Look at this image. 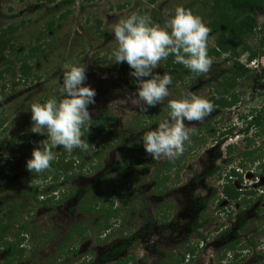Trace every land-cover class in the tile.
Returning a JSON list of instances; mask_svg holds the SVG:
<instances>
[{"label":"rangeland","instance_id":"374dc122","mask_svg":"<svg viewBox=\"0 0 264 264\" xmlns=\"http://www.w3.org/2000/svg\"><path fill=\"white\" fill-rule=\"evenodd\" d=\"M60 1L46 5L37 0H0L1 28H18L14 36L18 39L16 43L21 56L26 55L27 48L36 46L39 32L50 21H56L54 31L46 33L41 41L47 44L42 46L41 61L31 62L32 74L26 81L18 82L20 65H17V78L13 84L6 80L9 86L0 97V124L4 123L0 139L5 145L1 156L10 162L4 170L7 180L1 183L0 218L6 216L2 222L7 242L18 244L21 239L19 248L25 250L22 259L15 257L10 264H99L102 257H106L102 264H127L124 262L127 258L134 260L128 264H177L179 256L186 255L188 246L193 247V253L185 256L186 260L180 264H254L264 240V199L259 201L256 196L250 205H244L225 201L220 195L225 175L238 164L244 166V169L236 170L243 183L240 185L234 181L236 187H252L257 194L264 192V159H260V151L249 158L244 157L247 150L239 133L245 128L250 112L264 103L263 81H256L252 75L236 88L235 92L240 95L236 107L215 111L202 121L187 124L194 132L183 154L177 157L182 158L185 167L179 178H173L167 185L165 193L159 194L160 189H156L155 173L170 159L156 161L146 157L147 168L128 169L126 175L115 170L109 176V183L103 187L111 189L116 178L122 175V185L135 190L131 197H115L111 201L117 217L111 221L110 230H102L103 211L90 216L79 202L81 189L121 161L122 153L130 145L141 141L144 132L154 129L161 119L167 118L170 100L187 91L206 99L217 97L222 88L213 77H218L227 68L222 59L212 58L207 73H192L185 69L181 81L169 86L170 96L163 103L146 113L141 112L130 103H124L125 96L134 93L136 87L129 74L132 71L130 67L126 63L114 64V59H110L117 46L112 26L132 13L148 15L155 23L163 25L177 6L191 10L207 24L209 10L206 3L211 0H75L72 13L64 22L58 23L60 14L54 16L51 9ZM258 23L264 25V16L258 17ZM98 25L102 34L97 32ZM209 35L210 49L216 35ZM255 40L258 41V36ZM246 57L240 59L244 65L247 64ZM164 62L161 61L156 69L159 74H163ZM66 63L86 66L84 84L96 91L95 103L89 106L92 122L106 111L116 118L117 123L96 142L94 149L101 155H90L85 159L88 164L83 167V175L52 183L49 178L43 179L45 175L52 176L50 173L45 171L36 175L25 167L33 148L47 139L46 135L31 132V113L28 110L36 101L53 96L61 98L58 90ZM205 126L210 128L207 130ZM226 132L233 134L231 139H225L223 134ZM18 136H25V139L18 141ZM254 136L253 129L249 138ZM13 140L18 144H13ZM216 140L224 141L220 145ZM254 141L255 148L261 150L262 140L254 138ZM121 142L123 146L119 148ZM228 145L235 147L231 153L226 152ZM63 151L59 146L54 149L57 157L66 155L68 159L76 156L79 150L71 154ZM89 163L96 168H90ZM212 170H215L214 175H208ZM54 185L59 189L52 194ZM98 189L90 191L83 200L93 199ZM213 191L215 198L202 212L196 203L208 198ZM40 192L44 199L55 196L52 205L44 206L32 199L35 193ZM70 192L73 196L69 195ZM107 194L109 196L110 192ZM59 197L64 198L62 204H57ZM109 201L101 196L98 204L108 207ZM230 211L232 216L229 217ZM241 212L246 220L242 231L236 227ZM195 219L199 220L201 227L193 225ZM77 225L87 228L85 235L65 247L61 257L56 256L61 253L59 245L67 231ZM236 238L241 240V247L238 245L233 252L239 254L238 257L225 250ZM252 239L257 244L256 248L249 246ZM129 241H132L130 249L122 251L123 244ZM74 249L76 254L71 252ZM8 251H0V264H9Z\"/></svg>","mask_w":264,"mask_h":264},{"label":"trees","instance_id":"16d2710c","mask_svg":"<svg viewBox=\"0 0 264 264\" xmlns=\"http://www.w3.org/2000/svg\"><path fill=\"white\" fill-rule=\"evenodd\" d=\"M55 1L56 0H37L38 3H44L46 5L54 4L56 3ZM74 4L75 0H61L56 4L55 7L51 9L54 16L56 14H60L57 18L58 23L64 22L69 17V15L72 13L71 8L74 6ZM206 8H208L209 10V21L207 22L206 26L211 30L210 33L216 35L214 46L208 49V54L211 58L218 60L222 59V64L227 67L224 72L221 71L222 73H220L218 77H213V80L218 81L219 86L222 88V91L220 93L217 92L219 93L217 97L211 96L210 98H208V100L214 105V108L211 112L213 113L215 111H223L236 107L237 103L239 102L240 95L236 93L235 90L240 85V83L248 76H254V79L256 81L262 80L264 86V66L261 67L260 71H257L255 69L247 68L240 62L241 57L245 55H247V63L253 60L261 61V59L264 57V25L260 26L258 23V17L264 16V0H211L210 2L206 3ZM53 22L54 21H50V23L46 25L44 30H41L39 32L37 36L38 40L36 46H32L30 48L26 47L27 53L25 56H21V54H18L19 45L16 43L18 39L16 36H14L18 28H1L0 25V97L4 96V90L6 91V87L8 88L9 86L8 83H6V80H9V82L13 84L14 79L17 78V65H20L18 68V82L22 81L23 79H25L26 81L27 77L32 74L33 69L31 62L39 63L41 61L40 53H42V46L47 45L46 43H41V41L43 40V37L46 33L54 31L56 21L54 23ZM22 25L24 24H21V26ZM99 25L97 27V32L102 34L99 29ZM257 36L258 41L255 40ZM71 54H73V52ZM173 61L174 57L169 56L168 59L163 63L162 71L163 73L171 74L173 78L172 83H174L175 85V82L177 83L181 81L182 72L185 70V68L180 64L174 63ZM56 98L58 100L61 99L57 96ZM43 101L44 100H42L41 102ZM134 120L136 121L137 119ZM246 120L247 122H245L244 124L245 128H243V130L239 132L242 136L244 148L247 150V153L243 155L244 157L249 158L251 155H254L256 151H260V159L262 160L264 159V103L259 109L251 111L248 117H246ZM116 123V118L110 116L108 112L104 111L102 114L100 113V115L97 116L96 119L92 122L89 131L85 132V138L89 143L88 151L83 152L79 150L78 152H76V156H73L72 159L66 158V155L57 157L56 160L51 164L52 170L46 171L52 176L48 177L47 175H45L43 179L47 180L49 178L52 183H55L59 180L68 181L70 179L76 178L77 176L83 175V167L88 164L85 163V159L90 155L91 157H100L101 154L98 153L97 149H94V147H96V142L99 139H103L104 137L102 135L104 133L106 134L107 132H110V130L115 127ZM3 124H0V133L3 128ZM139 125L140 124H138V126ZM205 128L208 130L210 127L205 126ZM253 129L255 130L254 138L262 140V144L261 146H259L261 150H257L255 148L254 138H249V132ZM223 136L225 137V139H231L233 134H231V132H226V134H223ZM17 139L18 141H22L25 139V136H18ZM216 141L217 144L222 145L224 140H222L221 142H219L218 140ZM12 142L13 144L17 143V141L14 140ZM185 145L187 146V142L185 143ZM122 146L123 143L121 142L119 144V148H121ZM4 149V142L0 139V163H3L0 166V194L2 192V181L4 182L5 180H7V176L4 172L5 167H8V165H10V162L1 156V153ZM234 149V146L228 145L226 147V152L231 153ZM63 153H65V150L63 151ZM146 157L147 159H149V156H147L144 151L142 141L130 145V147L122 153L121 161L113 164L110 168L103 172L101 177L97 178L95 181L91 182L86 187L81 189L82 191L81 194H79V202L80 206L84 207L83 209L85 210V213L93 216L95 213L98 214L102 211L104 212V223L102 225L103 231L110 230L112 228L111 221L115 217H117V214L113 209L114 203L111 202L113 198H127L133 196L135 193V190L131 189V186L130 188H126L125 185H122L121 179L123 177H121L122 175L120 174L126 175L128 169L137 170L142 167L147 168L148 165L146 163ZM89 164L91 166V163ZM184 167L185 166L182 158H174L168 160L163 168H159L157 170V172L155 173V187L156 189H160L159 194H163L167 191V185L173 180V178H179V174L184 169ZM90 168L95 169L96 166H91ZM239 168L244 169V166L242 164H238L236 165V167H233L231 171H228L227 175H225L226 181L222 186L223 189L220 195H223L225 201L239 204L243 203L244 205H250L252 202V198L256 196L259 197V201H262L264 199V192H261V194H257L258 192H255L252 187L242 189L236 187L234 181L239 182L240 185L243 183L241 176L238 174V172H236V170ZM115 170L121 172L119 174L120 177L116 178L115 182L112 184L111 189H104L103 187L105 183H109V176H111ZM214 171L215 170H212L208 173V175H214ZM130 179H133V176L130 177ZM96 187H99V189L96 191V195L93 197V199L83 200V198L85 199L86 195L90 194V191H92ZM55 189L58 190L59 187L57 185H54L51 191L52 194L56 193ZM107 191L110 192L109 196L107 194ZM215 194V191H213L208 198L197 202L196 206L201 207L203 209L202 212H204L211 200L215 198ZM69 195L73 196L71 192L69 193ZM101 196H104L105 198H107V200H110V204L108 207H104L101 204H98L99 201H101ZM40 197L41 200H39ZM32 199L36 202L38 201L44 206H50L52 205L55 196L44 199V197L41 196L40 192V194L35 193ZM63 201L64 198L59 197L57 204H62ZM228 216H232L231 211L228 212ZM5 217L0 218V251H2L3 249L9 250L7 262L10 264L15 261V257H17V259H22L25 250L19 248V246L21 245V239L18 240V244L14 242H7L5 226L2 222ZM198 222L199 220L195 219L193 221V225L196 227H201ZM245 224L246 220L243 217V212H241L238 216V224L236 227L239 228L240 231H242ZM254 229H256V227H254ZM86 230L87 228L81 225L74 226L72 229L68 230L64 240L59 245V250L61 253L56 256L61 257L63 254V249L70 243H72V241L79 240L83 235H85L84 233L86 232ZM19 235L20 234H17V237H19ZM240 241V238H236L235 241L229 243V245H227V247L225 248V250L227 249L226 252L233 254L238 245H240L241 247ZM249 243L250 247H257V244L253 243V239L250 240ZM131 244L132 241L123 244L122 251L130 249ZM249 246L245 247L248 248ZM193 250V247L188 246L186 255H180L179 259L176 260V263H183L186 260L185 256L192 254ZM71 252L73 254H76V249L71 250ZM233 255L234 257H238L239 254ZM256 255L257 256L254 259V264H264V240L262 241V249L259 250ZM221 258L225 259V256H222ZM105 261L106 257H102L99 260V264H102ZM133 261V258H127L124 262L128 264ZM251 264H253V262Z\"/></svg>","mask_w":264,"mask_h":264},{"label":"clouds","instance_id":"9594fccd","mask_svg":"<svg viewBox=\"0 0 264 264\" xmlns=\"http://www.w3.org/2000/svg\"><path fill=\"white\" fill-rule=\"evenodd\" d=\"M210 31L200 16L183 6H177L163 25L138 13L114 24L112 32L117 46L110 59H114V64L126 63L130 67L129 74L136 87L134 93L125 96L124 103L146 113L170 96L171 74L156 71L169 56L192 73H207L213 62L208 54ZM85 80V65L66 63L59 88L61 99L53 96L30 105L31 132L47 137L33 148L31 158L26 160L25 167L30 173L51 171V164L57 158L54 149L58 146L69 154L75 150L88 151L89 143L84 137L92 125L89 106L95 103L96 91L86 86ZM167 107V118L141 137L145 153L156 161L182 155L194 132L187 124L202 121L214 105L187 91L170 100Z\"/></svg>","mask_w":264,"mask_h":264},{"label":"built area","instance_id":"2783aa9c","mask_svg":"<svg viewBox=\"0 0 264 264\" xmlns=\"http://www.w3.org/2000/svg\"><path fill=\"white\" fill-rule=\"evenodd\" d=\"M263 66H264V60L261 61L253 60L246 64L247 68L255 69L257 71H260L261 67Z\"/></svg>","mask_w":264,"mask_h":264}]
</instances>
